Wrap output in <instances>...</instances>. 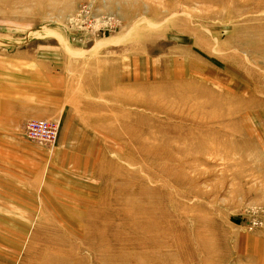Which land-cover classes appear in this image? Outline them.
I'll use <instances>...</instances> for the list:
<instances>
[{"label": "rangeland", "instance_id": "obj_1", "mask_svg": "<svg viewBox=\"0 0 264 264\" xmlns=\"http://www.w3.org/2000/svg\"><path fill=\"white\" fill-rule=\"evenodd\" d=\"M0 264H264V0H0Z\"/></svg>", "mask_w": 264, "mask_h": 264}, {"label": "built area", "instance_id": "obj_2", "mask_svg": "<svg viewBox=\"0 0 264 264\" xmlns=\"http://www.w3.org/2000/svg\"><path fill=\"white\" fill-rule=\"evenodd\" d=\"M27 138L45 144H54L58 136L56 123L48 121H29L24 125Z\"/></svg>", "mask_w": 264, "mask_h": 264}, {"label": "bare ground", "instance_id": "obj_3", "mask_svg": "<svg viewBox=\"0 0 264 264\" xmlns=\"http://www.w3.org/2000/svg\"><path fill=\"white\" fill-rule=\"evenodd\" d=\"M31 121H42V120H31ZM43 121H47V120H43ZM49 122V121H48ZM53 123V122H52ZM57 127H58V129H59V126H58V124H57ZM58 137V136H57ZM57 141V140H56Z\"/></svg>", "mask_w": 264, "mask_h": 264}, {"label": "crops", "instance_id": "obj_4", "mask_svg": "<svg viewBox=\"0 0 264 264\" xmlns=\"http://www.w3.org/2000/svg\"><path fill=\"white\" fill-rule=\"evenodd\" d=\"M38 120H43V119H38Z\"/></svg>", "mask_w": 264, "mask_h": 264}]
</instances>
